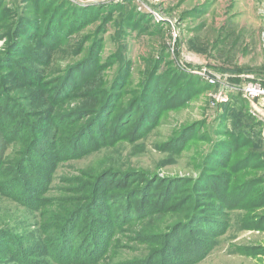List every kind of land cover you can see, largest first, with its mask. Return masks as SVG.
Here are the masks:
<instances>
[{
	"label": "rangeland",
	"instance_id": "obj_1",
	"mask_svg": "<svg viewBox=\"0 0 264 264\" xmlns=\"http://www.w3.org/2000/svg\"><path fill=\"white\" fill-rule=\"evenodd\" d=\"M80 1L0 0V264H264V0Z\"/></svg>",
	"mask_w": 264,
	"mask_h": 264
},
{
	"label": "built area",
	"instance_id": "obj_2",
	"mask_svg": "<svg viewBox=\"0 0 264 264\" xmlns=\"http://www.w3.org/2000/svg\"><path fill=\"white\" fill-rule=\"evenodd\" d=\"M238 91L243 97L249 100H256L264 98V83L261 82H248L247 84L239 85Z\"/></svg>",
	"mask_w": 264,
	"mask_h": 264
},
{
	"label": "crops",
	"instance_id": "obj_3",
	"mask_svg": "<svg viewBox=\"0 0 264 264\" xmlns=\"http://www.w3.org/2000/svg\"><path fill=\"white\" fill-rule=\"evenodd\" d=\"M255 78V76L253 77ZM257 80L259 78H256ZM244 78L242 75H240L239 77L236 78V80H234L233 82L230 79V83L236 86H239L241 84L244 83ZM251 106L253 107L254 110L258 111L259 113H261L262 115H264V98L263 99H259L257 101H250Z\"/></svg>",
	"mask_w": 264,
	"mask_h": 264
},
{
	"label": "water",
	"instance_id": "obj_4",
	"mask_svg": "<svg viewBox=\"0 0 264 264\" xmlns=\"http://www.w3.org/2000/svg\"><path fill=\"white\" fill-rule=\"evenodd\" d=\"M74 1H76V2H78V3H81V4H86V3H84V2H82V1H80V0H74Z\"/></svg>",
	"mask_w": 264,
	"mask_h": 264
}]
</instances>
